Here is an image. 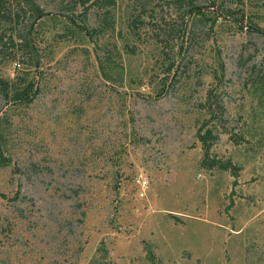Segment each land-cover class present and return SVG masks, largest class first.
<instances>
[{
  "label": "rangeland",
  "instance_id": "374dc122",
  "mask_svg": "<svg viewBox=\"0 0 264 264\" xmlns=\"http://www.w3.org/2000/svg\"><path fill=\"white\" fill-rule=\"evenodd\" d=\"M39 2L33 52L0 24L34 83L0 94V264H264V0H115L93 36L92 1ZM208 122L238 177L202 167Z\"/></svg>",
  "mask_w": 264,
  "mask_h": 264
},
{
  "label": "trees",
  "instance_id": "16d2710c",
  "mask_svg": "<svg viewBox=\"0 0 264 264\" xmlns=\"http://www.w3.org/2000/svg\"><path fill=\"white\" fill-rule=\"evenodd\" d=\"M92 1L89 6L84 7L82 16L83 22L85 23V29H87L91 35H96L99 33L101 28H113L114 23L111 20V8L115 5V0H90ZM204 0H179L185 5L194 7L198 11V16L194 18L192 23L196 22H208V17L205 12L201 11V2ZM8 1L0 0V24L1 22H8L16 27H18V34L15 37L19 41V45L26 49L24 53L33 52L34 44L31 42V33L38 21L44 18L47 13L45 8L40 4L39 0H17L15 7L8 9ZM85 5V3H84ZM95 13L100 22L99 27H88V21L90 19L91 13ZM75 16V15H73ZM74 21L75 18H70ZM262 30V29H261ZM264 32V30H263ZM5 38L10 40L12 44L15 43V38L13 36H7L4 33L0 34V46L2 48L6 45L7 41ZM25 61H19V63H24ZM34 83L26 82L25 79H20L17 83H13L8 79L4 78L0 74V94H2L7 100L14 103L32 102L34 98ZM218 107L224 111V106L219 103ZM209 122L206 123L198 132L199 139L203 144L204 154L201 161V165L207 169L221 168L225 170H232L236 177L239 176V167L234 165L231 160H223L215 155H212L211 149L215 142L219 139V133L215 131L214 127L210 126ZM11 158L4 154V149L0 147V163L2 165L10 164ZM234 184H237L235 180ZM106 253L108 252L105 247ZM99 248V250H101ZM102 264V263H101Z\"/></svg>",
  "mask_w": 264,
  "mask_h": 264
}]
</instances>
